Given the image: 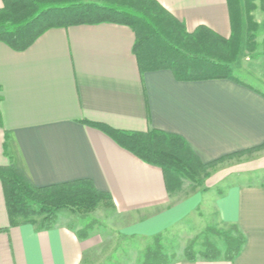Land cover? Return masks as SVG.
Segmentation results:
<instances>
[{
	"label": "crops",
	"instance_id": "crops-1",
	"mask_svg": "<svg viewBox=\"0 0 264 264\" xmlns=\"http://www.w3.org/2000/svg\"><path fill=\"white\" fill-rule=\"evenodd\" d=\"M156 1L188 33L205 26L231 36L227 0ZM135 42L131 28L100 24L52 29L24 52L0 43V167H13L35 187L92 181L111 195L119 216L134 220L122 225L128 235L164 234L212 205L222 223L244 234L242 252L233 262L174 264H264V183L219 189L224 179L198 196H171L162 169L82 123L178 135L204 164L264 145L263 92L241 81L179 82L170 70L146 71ZM90 240L60 216L51 230L10 227L0 180V264H82Z\"/></svg>",
	"mask_w": 264,
	"mask_h": 264
},
{
	"label": "trees",
	"instance_id": "trees-1",
	"mask_svg": "<svg viewBox=\"0 0 264 264\" xmlns=\"http://www.w3.org/2000/svg\"><path fill=\"white\" fill-rule=\"evenodd\" d=\"M0 9V43L16 52L29 49L41 36L52 29L82 25L116 24L131 28L136 35L134 54L140 65L154 67L146 71L170 70L179 82L230 80L241 82L234 72V64L240 58L244 37L247 43L254 36H246L245 18L253 20L252 11L260 2L264 12V0H247L249 8L243 12L240 0H227L232 33L225 39L205 26L188 33L174 16L156 0H2ZM157 48L150 56L149 45ZM150 45V46H151ZM143 71V68H142ZM109 136L124 150L144 163L163 171L169 195L181 192L183 178L196 181L199 171L213 167L236 153L204 164L180 136L149 130L128 132L113 129L105 124L82 122ZM263 146L248 151L263 149ZM10 227L34 224L39 230L56 227L61 213L87 214L103 205L115 208L110 194L98 191L92 181L78 180L68 183L35 187L20 171L13 167H0ZM199 185V183H198ZM238 236H226V250L221 252L208 244L199 255L191 248L186 250L188 261L198 259L214 261L224 258L233 262L246 244L244 234L233 225ZM80 239L89 235L77 231ZM175 256L164 252L162 235L152 238L142 264H174Z\"/></svg>",
	"mask_w": 264,
	"mask_h": 264
},
{
	"label": "rangeland",
	"instance_id": "rangeland-1",
	"mask_svg": "<svg viewBox=\"0 0 264 264\" xmlns=\"http://www.w3.org/2000/svg\"><path fill=\"white\" fill-rule=\"evenodd\" d=\"M240 3L246 13L249 8L247 0H240ZM256 4L258 9L251 12L253 20L245 18L246 36L251 35L254 38L248 44L247 37H244L242 53L233 68L239 81L264 93V12L260 2ZM150 45L147 51L153 56L157 48ZM154 63L148 60V67H154ZM224 179L218 186L219 189L233 183L263 184L264 148L244 151L199 171L196 175L197 182L183 178L181 192L172 196H198ZM213 189L216 191L218 188ZM208 199L211 198H204V202ZM209 206L204 203L185 220L161 234L164 252L175 256V262L186 259L188 248L199 255L208 244H212L224 252L227 246L225 237L238 236L233 225L220 221L216 207ZM60 217L62 221L72 224L76 232H85L91 237L90 242L94 247L84 255L82 264H142L146 249L152 243L153 237L125 234L122 225L134 220L119 216L116 207L112 209L101 205L87 214L65 211Z\"/></svg>",
	"mask_w": 264,
	"mask_h": 264
}]
</instances>
